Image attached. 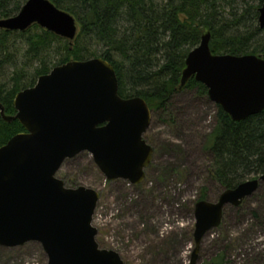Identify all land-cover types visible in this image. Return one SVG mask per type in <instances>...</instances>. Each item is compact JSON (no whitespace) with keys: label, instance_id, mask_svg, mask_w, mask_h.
Returning a JSON list of instances; mask_svg holds the SVG:
<instances>
[{"label":"water","instance_id":"obj_1","mask_svg":"<svg viewBox=\"0 0 264 264\" xmlns=\"http://www.w3.org/2000/svg\"><path fill=\"white\" fill-rule=\"evenodd\" d=\"M258 23L264 29V2ZM33 25L70 42L78 34L76 18L50 0H27L15 16L0 19V30L25 32ZM210 42L204 32L188 54L180 89L194 77L236 122L262 113L264 58L216 55ZM13 105L16 114L7 115L0 103V115L19 121L25 132L0 147V247L39 243L47 264H126L97 241L99 192L67 187L57 174L66 160L86 152L107 181L142 183L154 156L145 139L152 120L147 102L122 98L114 67L96 57L54 67L17 93ZM263 182L264 174L223 190L216 202L196 203L189 264H198L202 241L221 225L225 207H239Z\"/></svg>","mask_w":264,"mask_h":264},{"label":"trees","instance_id":"obj_2","mask_svg":"<svg viewBox=\"0 0 264 264\" xmlns=\"http://www.w3.org/2000/svg\"><path fill=\"white\" fill-rule=\"evenodd\" d=\"M26 1L0 0V19L15 16ZM50 1L74 16L80 30L72 42L37 25L20 32L32 57L38 59L54 42H63L57 49L63 54L56 66L96 57L110 62L118 77L119 95L126 99L143 98L152 114L166 125L175 123L169 107L176 93L191 89L207 95L206 87L194 77L180 89L185 60L200 44L204 32L211 33L213 54H252L264 58V29L258 23L264 0ZM12 33L0 30V48L6 47ZM98 46L101 51L96 50ZM12 58L13 55L7 53L0 59V70L9 65ZM53 68L43 62L33 76L24 70L15 71L11 84L0 83V103L5 113L15 115L13 101L17 93L33 87L40 76ZM216 107L217 124L207 136L204 147L212 156L211 178L225 190L264 174V111L236 122L219 105ZM22 132L25 129L19 121L7 123L0 115V147ZM142 184L135 187L140 189ZM206 197L202 192L193 202L191 213L195 204ZM225 257L223 252L214 257L212 263L225 264Z\"/></svg>","mask_w":264,"mask_h":264},{"label":"rangeland","instance_id":"obj_3","mask_svg":"<svg viewBox=\"0 0 264 264\" xmlns=\"http://www.w3.org/2000/svg\"><path fill=\"white\" fill-rule=\"evenodd\" d=\"M59 46L63 42H54L36 59L20 32H13L6 47L0 48V59L13 55L0 70V83L11 84L15 71L33 76L43 62L55 67L63 54L57 51ZM169 112L173 125L152 114L145 138L155 151L140 189L123 180L107 181L86 152L66 160L57 174L67 187L99 192L93 219L97 241L101 248L118 252L126 264H189L195 247L190 208L202 192L210 202L223 192L211 178L212 156L204 147L217 124L216 104L197 90H183L172 97ZM254 195L241 207H225L223 224L202 241L198 264H213L212 259L223 252L225 264H264V182ZM0 264H47V257L39 243L31 242L0 247Z\"/></svg>","mask_w":264,"mask_h":264},{"label":"flooded vegetation","instance_id":"obj_4","mask_svg":"<svg viewBox=\"0 0 264 264\" xmlns=\"http://www.w3.org/2000/svg\"><path fill=\"white\" fill-rule=\"evenodd\" d=\"M154 150V149H153ZM154 157V156H153ZM152 163V162H151ZM150 166V165H149ZM146 173V172H145ZM61 179V178H60ZM129 185H132V184H130V183H128ZM141 184V183H140ZM134 186H136V185H134ZM196 205V204H195ZM195 207V206H194ZM194 214V213H193ZM125 262V261H124Z\"/></svg>","mask_w":264,"mask_h":264}]
</instances>
